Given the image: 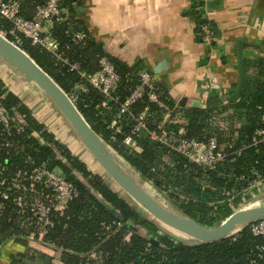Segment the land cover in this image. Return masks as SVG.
<instances>
[{
  "label": "trees",
  "instance_id": "trees-1",
  "mask_svg": "<svg viewBox=\"0 0 264 264\" xmlns=\"http://www.w3.org/2000/svg\"><path fill=\"white\" fill-rule=\"evenodd\" d=\"M46 1L18 0L20 14L32 20L37 8ZM79 4L64 2L66 19L50 30L51 38L58 44L60 59L23 36L18 47L68 96H75L76 107L103 144L161 193L179 215L206 228L219 226L256 188L250 184L257 176L264 183V143H252L255 131L264 127V60L254 64L255 76L248 75L250 67L245 64L244 86L238 102L214 101L203 109L176 108L174 114L184 121L185 137L200 142L214 138L227 154L226 161L215 170H205L145 135L137 139L135 151L123 144L132 125L130 118L118 119L124 129L116 133L111 124L115 121L117 104L102 108L101 93L79 73H95L99 58L106 56L122 76L117 95L123 101L137 83L131 74L141 68H130L104 51L81 22L74 19L73 6ZM194 13L201 26L206 19L201 13ZM10 28L0 18V32ZM77 32L86 34V39L75 43L72 34ZM74 64L78 71L70 70ZM0 94L6 108L24 124L20 134L14 131L8 134L0 124V246L14 242L26 249L13 256L10 264H264V236L255 237L246 227L214 243L177 241L131 206L116 191L115 183H106L98 163L92 170L91 155V159L82 161L57 142L44 121L36 119L33 110L1 79ZM169 104L175 106L171 101ZM147 106L152 114L156 111L153 105L141 100L134 105L133 113L138 114ZM154 122H159L158 115L150 118V124ZM179 126L170 124L165 128L174 131ZM41 166L60 171L73 187L75 195L63 210L55 209L51 189L29 180L32 171ZM37 204L50 207L52 223L41 239L35 218ZM31 240H39L41 245L58 253V263L50 254L31 248Z\"/></svg>",
  "mask_w": 264,
  "mask_h": 264
},
{
  "label": "crops",
  "instance_id": "crops-1",
  "mask_svg": "<svg viewBox=\"0 0 264 264\" xmlns=\"http://www.w3.org/2000/svg\"><path fill=\"white\" fill-rule=\"evenodd\" d=\"M200 5L220 33L214 28L215 42L210 50L199 37L200 24L194 12L200 13ZM73 7L74 19L111 58L130 68L149 70L158 92L178 109L193 108V104L203 109L214 101L227 102L237 81L238 41L243 42L249 76H255L254 64L264 60V0H83ZM5 68L0 79L9 88L16 81L8 79L16 78ZM21 100L32 106L29 97ZM86 157L90 159L89 153ZM30 247L49 252L46 254L56 261L59 258L39 240L30 241ZM25 251L14 242L1 245L0 264H10L13 256Z\"/></svg>",
  "mask_w": 264,
  "mask_h": 264
},
{
  "label": "built area",
  "instance_id": "built-area-1",
  "mask_svg": "<svg viewBox=\"0 0 264 264\" xmlns=\"http://www.w3.org/2000/svg\"><path fill=\"white\" fill-rule=\"evenodd\" d=\"M67 1L79 3L83 0H47L45 5L37 8L35 18L28 20L20 14L18 0H0V18L11 25L9 31L5 33L0 32V34L7 39L12 38L13 41H10L17 46L21 43L20 37L23 36L60 59V55H57L58 44L51 38L50 30L55 23L63 22L66 19V10L63 4ZM201 5L197 7V11L204 14L206 21L199 27V37L204 47L210 50L214 47L215 42L214 26L205 12L204 7ZM72 37L75 43H80L86 39V34L77 32L73 33ZM98 65V71L91 75H85L84 73L79 74L101 93L103 102L100 106L102 108H108L110 103L117 104L118 108L115 121L111 124V127L116 133H121L124 129L122 121L118 119L130 118L132 125L129 134L123 140L125 146L138 151L137 139L145 135L151 141L168 147L191 163L205 170L213 171L226 161L228 157L227 154L219 148L214 138L206 142H200L196 139H189L184 136V121L180 116L174 114L176 106L171 107L169 99L163 97L158 92L156 80L149 70L140 69L136 71L135 74H131V76L136 77L137 83L125 100L121 101L120 97L117 95V90L123 80L122 76L117 73L106 56L99 58ZM70 70L78 71V66L75 64L70 65ZM5 86L8 88L7 84ZM211 88L212 86H210V89ZM69 97L73 102L76 100L75 96ZM3 98V94H0V124L8 134L11 133V131H14L16 134L22 133L24 128L22 120L18 115L6 108L3 103ZM141 100H146L148 105H153L156 111L152 114L149 106H147L138 114H134L133 107ZM155 115H158L159 122L150 124V118H154ZM172 117L173 119L171 120ZM36 119L38 118L36 117ZM38 120L41 122L44 121ZM170 124H178L180 126L177 130L170 131L165 128ZM45 125L48 131L54 135L57 142L63 144L55 136L56 130L50 123L45 122ZM252 143L254 145L264 143V127L255 131ZM63 145H65L78 159L84 161L85 153H83L81 148L74 150L68 147L69 144ZM72 151H74V153ZM29 180L33 184L43 183L47 189H51L55 201V209L57 210H63L67 202L75 195L73 187L66 182L58 170L49 171L44 166L37 167L32 171ZM260 184V180L257 176L250 186L256 187ZM49 215V206L37 204L35 218L39 231V239L43 237L49 227H52ZM245 227L248 228L250 233L255 237L264 236V218L250 223L243 228ZM31 239H33V235Z\"/></svg>",
  "mask_w": 264,
  "mask_h": 264
},
{
  "label": "water",
  "instance_id": "water-1",
  "mask_svg": "<svg viewBox=\"0 0 264 264\" xmlns=\"http://www.w3.org/2000/svg\"><path fill=\"white\" fill-rule=\"evenodd\" d=\"M214 28L217 34L220 35L218 29L215 26ZM5 56L9 57V62L12 60L13 63L17 64V69L15 67L14 69L13 67H9L8 58L4 59V61L0 59V62L15 75L16 79L14 80H17L16 82L24 86L34 85L40 89L44 95L43 99H40L36 92L30 91L31 94L28 90H25L23 95L24 97H29L30 100H32V97H36L35 106L45 115L44 123H50L56 131L63 133V136L69 134L72 140H78L81 146L91 155L93 159L92 162L98 163L101 167L100 171L103 173L106 183L110 185H113L111 181L115 183L114 188L116 191L119 192L131 206L138 209L145 216L147 215L155 225L161 229L167 230V232L171 229L190 238L189 241L169 233L177 241L187 244H196V242H218L226 237L236 235L244 226L264 218L263 205L256 208L237 210L219 226L206 228L179 215L178 212L171 213L159 204V199L157 197L149 193L148 190L150 187L147 185L149 183L146 180L140 179L139 175L123 164L114 151L103 144L101 139L85 121L74 102L59 85L44 72L27 53L0 34V57ZM20 64L23 65L22 67L24 69ZM18 69L25 71L26 77H22L20 75L22 71ZM236 69L237 81L235 88L227 100L230 104L239 101L244 86L245 64L242 41L237 42ZM11 84L12 86H10L9 89L14 92L12 90L13 83ZM14 89L16 90V87ZM28 106L30 108L32 107L29 104ZM50 106H52V108L54 107L58 113L50 109L52 115H48L49 113L42 109H49ZM192 107L197 108V105L193 104ZM55 113L58 114V116H55ZM67 144H69V142ZM71 145L74 150L81 148L78 147L75 142H72ZM86 159L87 157L84 155V161H86ZM150 242L156 244L154 240H150Z\"/></svg>",
  "mask_w": 264,
  "mask_h": 264
},
{
  "label": "rangeland",
  "instance_id": "rangeland-1",
  "mask_svg": "<svg viewBox=\"0 0 264 264\" xmlns=\"http://www.w3.org/2000/svg\"><path fill=\"white\" fill-rule=\"evenodd\" d=\"M6 58H8V64H9V67H15L16 69H17V64H15V63H13L12 62V60H10V62H9V57L8 56H6V57H0V59H1V61H4V59H6ZM14 68V69H15ZM6 68H5V66L0 62V78L1 79H3V77H2V75H3V73L5 72L4 70H5ZM24 69V68H23ZM19 70V69H18ZM19 71H22L21 72V76L22 77H26L25 76V71H23V70H19ZM5 75H4V80H5ZM8 80H11L12 82H13V80L14 79H12V78H9ZM15 81H17V80H15ZM5 82L7 83V81L5 80ZM10 86H12V84L10 85L9 84V87ZM16 87V90L14 89ZM26 88L29 90V91H32V92H36L37 93V95L38 96H40L41 94H40V89H38L37 87H35L34 85H29V86H27L26 85ZM25 89V88H24ZM23 89V86H22V84H20L19 82H15V84H13V88H12V90L18 95V96H21V97H23V99H25V97L23 96L24 95V90ZM31 93V92H30ZM32 94V93H31ZM27 97V96H26ZM32 99H33V97H32ZM34 100H36V97H34ZM34 100H32V109H34L35 110V112L36 113H34V115L38 118V119H40V120H45V117L43 116V112L39 109V108H37L36 106H35V104H34ZM43 110H45L47 113H49L48 115H52V113H51V110H53V111H55L56 113H58L57 111H56V109L53 107L52 108V106H50V108L49 109H46V108H42ZM51 109V110H50ZM50 110V111H49ZM55 113V116H58V114H56ZM60 118V117H59ZM61 119V118H60ZM55 136L57 137V139H59L60 140V142L61 143H63V144H67L68 142H69V147H71L70 149H73V146L71 145V143L72 142H75V143H77V145H78V147H81V150L83 151V153H85V155H86V153H87V151L85 150V148L83 147V146H81V144H79L77 141L78 140H72L70 137V135L68 134V135H66L65 134V136H63V133H60L59 131H56V134H55ZM70 141H71V143H70ZM73 153H74V151H72ZM87 155H88V153H87ZM92 164L93 165H97L95 162H92V163H90V167H91V169L92 170H94L93 169V166H92ZM147 185H149V186H151L150 184H147ZM152 188L151 189H149L148 191H149V193L150 194H152L153 196H155V197H158L161 201H159V204L162 206V207H164L165 209H167L168 211H170L168 208V206H170L171 208H172V206L170 205V203L166 200V199H164V197L160 194V193H157L156 191H155V189L153 188V186H151ZM264 205V183H263V185H258V186H256V188H254L253 190H252V192H250V194H249V196H247V199H245L241 204H240V206L237 208V210H241V209H249V208H256V207H259V206H263ZM168 207V208H167ZM171 212V211H170ZM172 213V212H171ZM169 233H172V234H175V235H177L178 237H180L176 232H172V231H168ZM182 239H184L183 237H181ZM32 241V240H31ZM32 242H34V241H32ZM34 249V248H33ZM39 251V250H38ZM49 253V252H46V251H43V253ZM50 255H52V254H50Z\"/></svg>",
  "mask_w": 264,
  "mask_h": 264
},
{
  "label": "bare ground",
  "instance_id": "bare-ground-1",
  "mask_svg": "<svg viewBox=\"0 0 264 264\" xmlns=\"http://www.w3.org/2000/svg\"><path fill=\"white\" fill-rule=\"evenodd\" d=\"M6 57V56H5ZM20 66L22 67L23 65L22 64H20ZM23 68V67H22ZM40 92H41V90H40ZM42 93V92H41ZM86 150V149H85ZM88 153V152H87ZM91 159V158H90ZM95 166V165H94ZM169 207V208H168ZM167 208L172 212V213H177V211H176V209L175 208H171L170 206H168ZM170 231H172V232H176V231H173V230H171L170 229ZM180 237H183L184 239H186V240H189L190 241V238H188L186 235H183V234H180V233H178V232H176Z\"/></svg>",
  "mask_w": 264,
  "mask_h": 264
}]
</instances>
